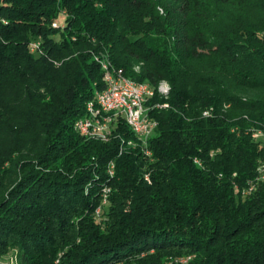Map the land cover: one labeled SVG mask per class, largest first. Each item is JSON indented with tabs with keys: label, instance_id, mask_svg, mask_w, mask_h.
Instances as JSON below:
<instances>
[{
	"label": "trees",
	"instance_id": "obj_1",
	"mask_svg": "<svg viewBox=\"0 0 264 264\" xmlns=\"http://www.w3.org/2000/svg\"><path fill=\"white\" fill-rule=\"evenodd\" d=\"M104 61L154 88L149 138L76 130ZM262 128L264 0H0V258L264 264Z\"/></svg>",
	"mask_w": 264,
	"mask_h": 264
},
{
	"label": "bare ground",
	"instance_id": "obj_2",
	"mask_svg": "<svg viewBox=\"0 0 264 264\" xmlns=\"http://www.w3.org/2000/svg\"><path fill=\"white\" fill-rule=\"evenodd\" d=\"M36 44H40L37 40L35 41ZM41 46V45H40ZM102 66L104 68H112V65L108 62H103ZM125 73L123 71H117V78H124ZM129 82L133 83V90H138L141 96H137V103H144L150 108V104L148 102L151 97L155 94V90L147 83L137 82L129 77ZM148 88H151L150 92ZM158 91L162 94H167L169 90L165 93L160 90L158 87ZM100 96V91L96 93V98L88 102L91 104L92 112L96 115V121L99 122H106L107 118H109V125L105 124H96V133L99 134H92L91 137H99L105 139L119 124L118 122L121 119H124L128 125L133 129V131L142 138H149L155 133V125H158L157 122L150 117L149 110L147 112L139 113L136 118L132 117V107L129 105H115L110 107V104H102V100L97 98ZM124 103L126 104H133L134 103V96L132 95H124ZM87 104V108H88ZM106 112V113H104ZM78 121V120H77ZM76 130L83 135V128L79 125H76ZM139 128H150L144 129V133H139ZM264 137V132L262 133ZM132 145V144H131Z\"/></svg>",
	"mask_w": 264,
	"mask_h": 264
},
{
	"label": "built area",
	"instance_id": "obj_3",
	"mask_svg": "<svg viewBox=\"0 0 264 264\" xmlns=\"http://www.w3.org/2000/svg\"><path fill=\"white\" fill-rule=\"evenodd\" d=\"M53 25L56 27L58 26V23L55 22ZM31 50L33 52L42 51L40 44H36L34 40L31 42ZM101 67L104 71L105 87L100 90V96L97 98L102 100V104H110V107L115 105H129L132 107V117L134 118H136L139 113L150 110V108H148V106L145 104V98L144 103H137V96L141 95L139 94L138 90H133L134 82H129L128 76H124V78H117V71H123L122 69H117L114 67V65H112V68H104L102 65ZM148 90L150 92L151 88H148ZM124 95L134 96V103H124ZM205 114L207 115L208 112ZM96 124L109 125V118H107L106 122L96 121V115H94L92 112L91 104H88L85 116L79 118L78 121H76V125H79L83 128V136L91 137L92 134H99L96 133ZM155 127H157V125H155ZM144 129L150 128H139V133H144ZM146 141L147 140H144V142ZM258 141L264 143V138H259ZM109 172L110 174L114 173L113 161L109 164Z\"/></svg>",
	"mask_w": 264,
	"mask_h": 264
},
{
	"label": "rangeland",
	"instance_id": "obj_4",
	"mask_svg": "<svg viewBox=\"0 0 264 264\" xmlns=\"http://www.w3.org/2000/svg\"><path fill=\"white\" fill-rule=\"evenodd\" d=\"M135 70L139 71V67H135ZM159 88L162 92L169 90L170 86L168 82L161 81ZM0 264H21L18 257V247H12L0 258Z\"/></svg>",
	"mask_w": 264,
	"mask_h": 264
}]
</instances>
